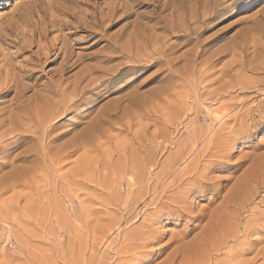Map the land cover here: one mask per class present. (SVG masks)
<instances>
[{
  "label": "rangeland",
  "instance_id": "obj_1",
  "mask_svg": "<svg viewBox=\"0 0 264 264\" xmlns=\"http://www.w3.org/2000/svg\"><path fill=\"white\" fill-rule=\"evenodd\" d=\"M179 1L0 0V87L13 84L10 81L11 74L17 75L22 83L36 84L21 99L15 96L14 91H0V121H3L0 131L10 125L7 124L9 119L21 115L22 111L30 115L24 119L25 123L29 126L34 124L35 117L31 111L44 94L42 88L57 77L62 54L42 63L36 59L38 56L35 51H41L49 43H55L59 48L64 38L68 51L72 53L70 62L76 61L77 64L72 73L87 64L115 66L125 59L111 54L109 45L112 41L119 38L117 42L122 43L134 27L162 25L157 21ZM216 1L187 2L198 7L199 11L203 10L204 3L217 10L210 26L200 36V44L206 53L196 58V63L200 65V60L213 50L231 46V42L237 41L246 43V64L249 60L251 62V58L254 63L256 58L254 60L253 57L255 54L258 56L259 52L264 58V50L261 49L264 47V3L261 0ZM118 6L128 11L123 13L121 9L108 20L106 15ZM90 20L100 21L101 25L96 26ZM53 21L55 26L51 24ZM84 22H90L89 29L79 28ZM157 32L165 33L162 30ZM30 39L35 43L28 46ZM38 40L41 47L36 44ZM182 42L180 40V44L172 48L164 59L165 62L166 58L172 61L169 66L176 77V81L167 88L169 92H159L171 77L164 78L169 74L164 61L155 64V73L149 76L145 74L147 68L152 66L150 64L133 72L124 70L98 95L87 94L86 97H90L85 100L88 101V108L79 107L67 114L50 134L52 137L57 136L54 144L65 143L79 134L96 112L117 106L118 118L100 136L102 138H98L102 143L91 145L92 150L88 146V153L80 149L62 159L54 155L53 148L43 156L39 155L43 158L39 157L40 161L25 163L32 165L33 170L24 181H5L8 183H5L7 188L0 192V264H134L133 258L139 257L142 252L145 253L143 258L139 257L142 259L136 264H147L148 261L151 264H264V235L261 234L264 226L259 222V218L264 216V179H261L264 176V136L241 149L235 159L225 165L230 170L211 173L204 166L207 154L212 151L217 140L215 138L232 127L230 122L241 116H253L264 107V70H249L242 73L244 76L239 75L240 79L244 77L250 87L241 90L235 87L216 96L215 89L222 86L225 80L227 84L232 79L235 81L233 75L241 66L238 68L233 63L229 73L235 72L232 77H218L219 68L230 59L229 54L212 67L201 68L195 63V68L190 70V55L186 54V50L194 45L190 42L189 45L181 46ZM109 56H113L111 60L103 61ZM182 65L187 66L188 72ZM12 69L18 71L17 74ZM25 73L30 75V79L24 77ZM185 73H188V77ZM156 76L159 79L151 84V79ZM128 113L133 116L128 117ZM216 113L224 114L221 123L214 119L218 116ZM126 120L131 122L128 124ZM193 132L197 134L194 137L200 135V138L192 146L189 144L192 143ZM37 135L39 132H36ZM206 135L212 140L207 142L209 137ZM34 141L22 142L19 147L9 144L6 148L11 145L16 151L5 159L22 164L16 155L29 145L32 147ZM207 146L211 149L201 153ZM138 148L140 151L149 149V152H154L150 154L143 150L140 154ZM90 150L93 152L90 153ZM187 151L190 156L186 154ZM174 156L175 159H172ZM135 158H139L136 159L138 163L149 158L153 164L147 165L142 174L136 176ZM154 158L157 159L154 161ZM44 159L50 160L46 162ZM194 165L201 177L208 178L206 185L217 186L208 189L205 186L201 191L200 195L204 197L206 194V199L199 204L195 215L178 214L168 227L153 224L154 206H158L165 197L171 199L169 194L177 190L178 181H183L190 173H196ZM134 171L137 172L135 176ZM126 175L134 179L130 177V181ZM241 175H245L249 181ZM240 179L245 182L241 183ZM211 215L213 226L205 227ZM194 238L201 241H195ZM189 246L191 250L187 251ZM131 258L134 263L130 261Z\"/></svg>",
  "mask_w": 264,
  "mask_h": 264
},
{
  "label": "bare ground",
  "instance_id": "obj_2",
  "mask_svg": "<svg viewBox=\"0 0 264 264\" xmlns=\"http://www.w3.org/2000/svg\"><path fill=\"white\" fill-rule=\"evenodd\" d=\"M118 1V0H117ZM196 1V0H195ZM216 1V0H214ZM219 1V0H218ZM188 0H181L179 1L176 6H174L170 12L161 17L157 23H162V25H155V26H140V27H134L132 29V31H130L127 34L126 39L122 42L119 43L117 42V40H113L112 43L109 45L110 47V51L111 54H114V56H118V57H122L123 59H125L122 62L117 63L115 66L112 67H105L102 65H83L81 66L77 71H75L74 73H72L73 69L77 66L76 61H72L71 60V56L72 53L68 51V47L65 44V39L62 38V45L57 48L55 43H49L47 44L44 49H42L41 51H35V54L38 56L36 57V59L38 61L43 62H47V61H52L53 59H56L59 55H61V61L59 64V70L56 71L57 73V77L55 78L54 81L50 82V85H47L45 87L42 88V90L44 91V94H42L40 96V98L38 99L35 109L32 112V115H34L35 117V123L34 124H29L25 123V118L30 116L28 114V112H23L20 114L16 115V118L14 119H9L7 124L8 125L4 130L0 131V149H7L6 147L9 144H12L13 146L19 147L20 144L23 142V144H25L26 142H33L34 140H36V142L34 141V144L32 143V147H26L25 149H22L18 155L19 156L17 158H19L21 160L22 164H14V161L11 160H6L5 158H0V192L4 189L7 188L6 184H8L5 181H24L26 178V175L28 173H30L33 170V166L29 165V164H25L27 162H30L32 160H39L40 156H43L44 154H46L49 150H52L53 148L55 149L54 151V155L59 157L60 159H62V157L67 158L66 156H69L72 153H75L76 151L80 150V149H84L83 151L86 153L87 149H89V147L91 145H94L96 143H100L98 141L102 138H100V136H103L102 134L105 132V130L108 127H111L113 120L118 118V114L119 111L117 110V106H112L109 107L108 109H106L105 111H101L99 113L94 112V116H91L90 119L84 124L85 126L82 128L81 132H79V134H75V136H73L72 138H70L68 141H66L65 143H60V144H54V140L56 139V137H52L50 136L51 132L53 131V129L55 130V128L60 125L62 123V121L65 119V116L67 114H70L72 111L78 109L79 107H83L88 108L87 107V102H85V100L90 99V94H94V95H98L102 90H104L106 88V86L108 85V83L115 79V77H117L120 73H122L124 70L127 71H137V69L141 66H145L146 64H157L160 62H163L168 66L167 71L169 72V74H167V76L165 75V77L171 76L170 81H168L166 83V86H161L160 91L162 94L163 91L166 93L167 88L170 87L171 83L173 84L174 81H176V77L174 75H172L174 73V71L172 72V70L170 69V62H172L171 60H167L166 58V62H165V57L167 55V53L169 54L170 51H172V48H174L177 44H180V40H182L183 42L181 43V46L184 45H189L190 42H193V47H190L189 49L186 50V54L190 55V59L188 60V65H189V69L193 70L195 68V63H196V58L203 56L206 53V50H204L203 46L200 44V36L201 34L207 30V28L210 26V22L211 20L216 16L217 14V10L215 11V9L212 6H208V4L204 3L203 6V10L201 9V11H199L198 7H196L195 5H188ZM191 2V0H190ZM125 3V1L123 2ZM217 3V1H216ZM139 4H143L142 2H139ZM202 4V3H201ZM210 4V3H209ZM217 5V4H215ZM214 5V6H215ZM127 7V5H124ZM123 6V7H124ZM130 6V5H129ZM172 6V5H171ZM217 7V6H216ZM114 8V7H113ZM129 8V7H128ZM222 8V7H221ZM226 8V7H225ZM111 10V8H109ZM123 10L122 12L125 13L126 11H128L127 9H123L121 6L118 8L116 7L115 9H113L110 14L106 15L108 16V20H111L115 14H117V12L119 10ZM156 9V8H155ZM154 9V11H155ZM217 9V8H216ZM219 9V8H218ZM220 10V9H219ZM218 10V12H220ZM222 10V9H221ZM125 11V12H124ZM163 11V10H162ZM94 13V12H93ZM97 13V12H96ZM100 13V12H99ZM219 14V13H218ZM103 16V17H106ZM91 17V16H90ZM264 17V16H263ZM96 18V17H95ZM92 19V17H91ZM107 19V18H106ZM93 20V19H92ZM38 22V21H37ZM93 22L94 25L99 26L101 25L100 21H91ZM89 22V23H90ZM33 23V22H32ZM35 23V22H34ZM42 23V22H41ZM89 23L88 22H84L82 25H79L80 29H89ZM261 23V22H260ZM52 25H54V21L51 23ZM65 24V23H64ZM103 24V23H102ZM45 25V24H44ZM71 25V24H70ZM33 26V25H32ZM41 26V25H40ZM51 26V25H50ZM55 26V25H54ZM64 26V25H62ZM67 26V25H66ZM39 27V26H38ZM37 27V28H38ZM53 27V26H52ZM61 28V27H60ZM92 29V28H91ZM30 31V29H28ZM158 30H162L165 33H158ZM34 31V30H33ZM39 31V30H38ZM42 31V30H41ZM40 31V32H41ZM28 32V31H27ZM26 32V33H27ZM36 32V31H34ZM18 33V32H17ZM33 33V32H32ZM94 33V32H93ZM16 34V33H14ZM33 35V34H32ZM36 35V34H35ZM48 35V34H47ZM248 35V34H247ZM41 36V33L39 34V38ZM58 36V35H56ZM246 36V35H245ZM33 37V36H32ZM19 38V37H18ZM17 38V39H18ZM37 38V37H36ZM57 38V37H54ZM245 38V37H244ZM243 38V40H244ZM58 39V38H57ZM67 39V38H66ZM264 38H262L263 40ZM59 40V39H58ZM248 40V39H247ZM250 40V39H249ZM242 41V40H241ZM11 42V41H10ZM16 42V41H15ZM21 42V41H20ZM46 42V41H45ZM51 42V41H50ZM247 42V41H246ZM253 38H252V43H253ZM259 42V40H258ZM260 42L261 41V37H260ZM35 41L30 39L28 41V46L30 44H34ZM44 43V42H42ZM17 44V43H16ZM36 44H38L39 47L40 46V40H38V42H36ZM192 44V43H191ZM230 44V43H229ZM251 44V42H250ZM258 44V43H257ZM263 44V43H260ZM19 45V44H17ZM226 45V44H225ZM231 46H222L217 48L216 50H213L212 52H210L209 54H207L205 57L202 58V60H200V65L201 68H209L212 67L214 65H216V63H218L224 56L226 55H230V59L229 61H227L226 63H224L222 65V68H219L221 70H219L218 72H220V76L218 77H222L225 76L227 77V75H229L230 77H232L231 75L233 74H229L231 69H232V64L235 63L236 67L241 66L239 71L234 74L233 76L236 78L234 79L235 81L230 80V77L228 78V80H230L231 82H229V84H227V80L223 81L224 84H222V86L220 85V87H218L217 89H215V94L214 95H220L222 93H226L228 92V89H233L235 87H239V89L241 90V88H245L246 87H250L247 86L246 82L244 81V77H242L241 79L239 78V75L242 73H247V71H255L257 69H262L264 70V58L263 55H261L262 53H258V56H256L257 54H255L256 60L258 61L257 63L254 61V63L252 62V58H251V62L247 60L246 62H244V49H245V45L246 43L244 42H240L237 41L235 42H231L230 44ZM31 46V45H30ZM43 46V45H42ZM255 47V45H253ZM261 46V45H259ZM264 46V44H263ZM19 47V46H18ZM22 47V45H21ZM38 47V48H39ZM252 47V46H251ZM24 48V47H23ZM264 47H261V49ZM37 49V48H36ZM58 49V52H55V50ZM257 49V48H256ZM174 50V49H173ZM246 50V49H245ZM255 50V48H254ZM253 50V53H255ZM176 51V50H175ZM259 51V50H257ZM264 52V51H263ZM188 55V56H189ZM54 56V57H53ZM183 56V55H181ZM246 56V55H245ZM33 57V56H32ZM113 56H109L106 57L103 61H108L111 60L110 58H112ZM168 57V56H167ZM180 57V56H179ZM252 57V56H251ZM258 57V58H257ZM35 59V58H33ZM186 59V58H185ZM259 59V60H258ZM33 61V60H32ZM187 63V62H186ZM162 64V63H161ZM185 65V63L183 64ZM182 65V66H183ZM187 65V64H186ZM163 66V65H162ZM198 66V67H199ZM15 67V66H14ZM187 66H183V68H186ZM3 68V66H2ZM17 68V67H16ZM200 68V69H201ZM239 68V67H238ZM10 69V67H9ZM27 69V68H26ZM25 69V70H26ZM29 69V68H28ZM31 69V68H30ZM182 69V68H181ZM187 69V70H186ZM184 70H186V72H188V68H186ZM11 70V69H10ZM9 70V71H10ZM13 70V69H12ZM19 70V68H18ZM21 70V69H20ZM202 70V69H201ZM262 70H257V71H262ZM2 71V70H1ZM16 72L15 69L13 70ZM36 71V70H35ZM178 71V70H177ZM8 72V70L6 71ZM28 73V72H27ZM27 73H25L24 77L25 78H29L30 79V75H28ZM31 73V72H30ZM69 73H72L70 75H68ZM176 73V72H175ZM181 73V72H180ZM202 73V72H201ZM186 75L188 73H185ZM6 75V74H5ZM9 75V74H8ZM20 74H18L19 76ZM32 75V74H31ZM55 75V74H54ZM180 75V74H179ZM243 75V74H242ZM183 76V75H182ZM182 76L180 78H182ZM244 76V75H243ZM22 77V78H24ZM188 77V75H187ZM233 77V78H234ZM177 78H179L177 76ZM239 78V79H237ZM186 79V78H184ZM219 79V80H221ZM11 82H13L12 85L7 86L6 84H3L2 87H0V91H2V93H6V92H10V91H14L15 92V96L19 97V99H21L24 94L33 89V87L36 85L35 83L32 84H27V83H22L17 75L15 74H11ZM1 82V81H0ZM25 82V81H24ZM221 82V81H220ZM176 84V83H175ZM252 84V83H251ZM250 85V84H249ZM108 87V86H107ZM171 89V88H169ZM169 92V91H167ZM220 92V93H219ZM1 94V93H0ZM89 94L88 97H86V95ZM160 95V94H159ZM213 95V96H214ZM215 96V97H216ZM93 98V97H92ZM153 98V96H152ZM96 99V98H95ZM217 99V98H216ZM151 100V99H149ZM147 100V101H149ZM109 103V102H108ZM89 104V103H88ZM107 106V105H106ZM223 106V105H221ZM103 107V106H102ZM101 107V108H102ZM99 108V109H101ZM104 108V107H103ZM117 110V111H116ZM28 111V109H27ZM98 111V110H97ZM100 111V110H99ZM133 111H135L133 109ZM137 112V110H136ZM217 112V111H216ZM138 113V112H137ZM248 113V112H247ZM133 114H135L133 112ZM133 114L128 113V117L129 115H131V117L133 116ZM215 114V113H214ZM217 114V113H216ZM125 115V114H124ZM218 115V114H217ZM224 115V114H223ZM223 115H218L216 116L217 118H214L216 120H218V123H221V121L223 120L224 116ZM249 115V114H248ZM123 117V116H122ZM250 117V116H249ZM127 118V117H126ZM227 118V117H226ZM232 118V117H231ZM6 120V119H5ZM123 120V119H122ZM235 120V118H234ZM125 122H128L127 120ZM131 121L128 122V124ZM217 122V121H216ZM224 122V121H223ZM3 121H0V129L2 127ZM226 123V122H224ZM223 123V124H224ZM117 124V123H116ZM126 123V125H128ZM121 125V124H120ZM226 125V124H225ZM114 126V125H113ZM130 126V125H129ZM224 126V125H223ZM229 127V126H228ZM60 128V127H59ZM128 128V127H127ZM218 129V128H217ZM223 129V128H222ZM108 131V130H107ZM110 131V130H109ZM212 131V130H211ZM36 132H39V135H36ZM55 134V133H54ZM192 134V133H191ZM195 133L193 132L192 136ZM221 134V133H220ZM197 135V134H195ZM216 135V134H215ZM191 136V135H190ZM207 136V135H206ZM211 136V135H210ZM214 136V135H213ZM52 137V138H50ZM204 137V136H203ZM209 137V136H207ZM200 138V135L197 137H192L191 138V144L189 145H194L196 140ZM205 139V138H204ZM217 138H215L216 140ZM97 140V141H96ZM212 139L209 137L207 139L208 141H211ZM214 140V141H215ZM57 141V140H56ZM199 141V140H198ZM202 141V140H201ZM188 142V141H187ZM190 142V141H189ZM204 142V141H203ZM57 143V142H56ZM102 143V142H101ZM206 143V142H205ZM210 143V142H209ZM213 143V142H212ZM22 144V146H23ZM159 144V143H157ZM161 144V143H160ZM159 144V145H160ZM211 144V143H210ZM97 145V144H96ZM185 145V144H184ZM187 145V143H186ZM188 145V146H189ZM207 145V144H206ZM214 145V144H213ZM11 146V145H10ZM89 146V147H88ZM93 146V147H94ZM100 146V145H98ZM138 146V145H137ZM143 146V145H142ZM165 146V145H164ZM25 147V146H24ZM139 147V146H138ZM156 147V146H155ZM184 147V146H183ZM186 147V146H185ZM190 147V146H189ZM195 147V146H194ZM193 147V148H194ZM211 147V146H210ZM213 147V146H212ZM23 148V147H22ZM87 148V149H86ZM92 147H90L91 149ZM98 148V147H97ZM166 148V146H165ZM21 149V148H20ZM96 149V147H95ZM93 148V151L95 150ZM137 149V148H136ZM140 148H138L139 150ZM157 149V148H156ZM185 149V148H184ZM200 149V148H199ZM198 149V151H199ZM206 149H211L209 148V146H207L206 148H204L202 150L201 153H203ZM44 150V151H43ZM87 150V151H86ZM92 150V149H91ZM90 150V153H92L93 151ZM144 151L147 149H143ZM141 150V151H143ZM43 151V153H41ZM97 151V150H96ZM140 151V150H139ZM140 151V154L142 153ZM149 152V149L147 150ZM186 151V149H185ZM183 151V152H185ZM193 151V150H192ZM191 151V153H192ZM151 152V151H150ZM149 152V153H150ZM154 152V151H152ZM151 152V153H152ZM176 155L177 154V151ZM180 152V151H179ZM178 152V153H179ZM83 153V152H82ZM88 153V152H87ZM150 153V154H151ZM156 153V152H155ZM189 151H187V155H188ZM194 153V152H193ZM144 154V153H143ZM206 154V153H205ZM40 155V156H39ZM156 155V154H155ZM181 155V154H179ZM185 155V154H183ZM197 155V154H196ZM208 155V154H207ZM215 155V154H214ZM72 156V155H71ZM146 156V155H145ZM152 156V155H151ZM173 156V155H172ZM182 156V155H181ZM186 156V155H185ZM190 156V154L188 155ZM202 156V155H201ZM13 157V156H12ZM11 157V158H12ZM45 157V156H44ZM70 157V156H69ZM89 157V156H88ZM147 157H150L147 156ZM156 157V156H154ZM178 158H180V156H177ZM183 157V156H182ZM198 159V156H196ZM200 157V156H199ZM203 157V156H202ZM10 158V159H11ZM16 158V157H13ZM32 158V159H31ZM59 158L57 159V162L59 160ZM64 158V159H65ZM87 158V157H86ZM142 158V155H141ZM152 158V157H151ZM205 158V157H204ZM31 159V160H30ZM40 159H43L40 157ZM63 159V160H64ZM117 159V158H116ZM136 159L139 158H135ZM144 159V158H143ZM157 158H154V161ZM175 159V156L174 158ZM185 159V158H184ZM193 159V158H192ZM195 159V158H194ZM45 160V159H44ZM50 160V159H49ZM47 160V161H49ZM62 160V161H63ZM86 160V159H85ZM119 160V159H118ZM153 160V159H151ZM183 160V158H182ZM40 161V160H39ZM46 161V160H45ZM43 161V162H45ZM46 161V162H47ZM61 161V160H60ZM139 161V160H138ZM157 161V160H156ZM178 161V160H176ZM181 160L179 159L178 162H180ZM193 161V160H192ZM42 162V160H41ZM54 163V160L52 161ZM51 162V164H52ZM118 162V161H117ZM137 162V161H136ZM136 162H132V163H136ZM153 161H150L149 158L145 159V161L141 160L140 163L137 162V172L138 175H136L135 171L133 174V176H139L142 174V171L147 168V165H150V163H152ZM168 162V161H167ZM173 162V160H172ZM196 162V161H195ZM32 163V162H31ZM116 163V162H115ZM119 163V162H118ZM171 164V162H168ZM167 163V164H168ZM177 164V162H175ZM173 163V164H175ZM198 163V162H197ZM35 164V163H34ZM39 164V163H38ZM36 164V165H38ZM44 164V163H43ZM50 164V163H49ZM153 164V163H152ZM151 164V165H152ZM169 164V165H170ZM186 164V163H185ZM190 164V163H189ZM105 165V164H104ZM172 165V164H171ZM171 165L169 167H171ZM193 164H191L192 166ZM58 166V165H57ZM131 166V165H130ZM252 166H254L252 164ZM6 167H8L7 170H4ZM153 166H151L152 168ZM173 167V165H172ZM185 167V166H184ZM121 168V167H120ZM128 168V167H127ZM149 168V167H148ZM189 168V167H188ZM250 168V167H249ZM126 169V168H125ZM131 169V168H130ZM129 169V170H130ZM150 169V168H149ZM197 169V170H196ZM195 169V165L193 170H196V172L198 171V168ZM118 170V169H117ZM148 170V169H147ZM146 170V171H147ZM186 170V169H184ZM183 170V172H184ZM191 170V169H190ZM123 171V170H122ZM121 171V172H122ZM144 171V172H146ZM124 172H126V170H124ZM131 172V171H130ZM151 172V171H150ZM194 172V171H193ZM129 173V171H128ZM127 173V174H128ZM149 173V170H148ZM185 173V172H184ZM189 173V172H186ZM252 173V172H251ZM131 174V173H130ZM191 174V173H190ZM186 175V176H190ZM204 174V173H203ZM247 174V173H246ZM147 175V174H146ZM178 175V174H177ZM183 175V174H182ZM251 175V174H250ZM128 176V175H126ZM131 175L128 176V179L130 177H133ZM143 176V175H142ZM202 176V175H200ZM242 176V175H241ZM121 177V176H120ZM125 177V176H124ZM177 177V176H176ZM183 177V176H182ZM185 177V176H184ZM204 177V176H203ZM242 177H246L245 175ZM251 177H253L251 175ZM250 177V178H251ZM255 177V176H254ZM110 178V177H109ZM127 178V177H126ZM180 177H177V179ZM189 177H185V179L183 181H178L179 185L177 184L175 188L181 189L182 187H186V181L188 180ZM123 179V178H122ZM134 179V177H133ZM148 179V178H147ZM146 179V180H147ZM208 179V178H207ZM246 179L248 180L249 178L246 177ZM127 181V179H125ZM241 180V179H240ZM244 180V179H243ZM122 181V180H121ZM129 181V180H128ZM131 181V178H130ZM249 181V180H248ZM134 182V181H133ZM175 182V181H174ZM245 182L241 180V183ZM6 183V184H5ZM208 183V182H207ZM134 185V184H133ZM242 185V184H241ZM217 185H213V184H207L206 188H210V187H216ZM9 187V186H8ZM242 187V186H241ZM240 187V188H241ZM212 189V188H211ZM9 190V189H8ZM215 190V189H214ZM5 191V190H4ZM3 192V191H2ZM218 192V191H217ZM201 194V193H200ZM215 194V193H214ZM234 194V193H233ZM170 195V194H169ZM212 196V195H211ZM215 196V195H214ZM214 199V198H212ZM212 201V200H211ZM212 215L210 216L209 220H208V224H205L206 226H213L214 221H212ZM216 218V217H215ZM214 218V219H215ZM197 238H194L193 240L196 241ZM199 240V238L197 239V241ZM192 241V242H195ZM201 241V240H199ZM145 245V244H144ZM188 245V244H186ZM185 245V246H186ZM193 245V246H192ZM190 246L194 247L195 245L192 244ZM187 248V251L191 248V247ZM144 247V246H143ZM142 247V248H143ZM146 247V246H145ZM144 247V248H145ZM187 247V246H186ZM141 248V249H142ZM185 248V247H183ZM195 250H197L196 246L194 247ZM137 249V248H136ZM138 250V249H137ZM143 250V249H142ZM141 250V251H142ZM147 250V249H146ZM185 250V249H184ZM191 250V249H190ZM194 250V251H195ZM140 251V250H139ZM138 251V252H139ZM180 251V250H178ZM146 252V251H145ZM177 252V251H176ZM175 252V254H176ZM186 252V251H184ZM190 252V251H189ZM196 252V251H195ZM192 251V253H195ZM135 253V252H134ZM143 253L139 254V257L143 256ZM182 253V252H181ZM180 253V254H181ZM137 254V253H136ZM145 254V253H144ZM147 254V253H146ZM135 255V254H134ZM138 255V254H137ZM136 255V256H137ZM178 255V253L176 254ZM131 256V255H130ZM175 256V255H174ZM132 257V256H131ZM139 257L137 258H133L135 260V263L133 261V259L131 258L130 261H132L134 264L138 263L139 260H141ZM175 259V258H174ZM172 261V260H171ZM132 264V263H131Z\"/></svg>",
  "mask_w": 264,
  "mask_h": 264
},
{
  "label": "snow or ice",
  "instance_id": "obj_3",
  "mask_svg": "<svg viewBox=\"0 0 264 264\" xmlns=\"http://www.w3.org/2000/svg\"><path fill=\"white\" fill-rule=\"evenodd\" d=\"M264 3V0H261ZM156 65L153 64L147 68L145 76L154 74ZM159 76L151 79L150 83L155 84ZM147 86V85H146ZM232 127L228 128L225 133H222L213 145L212 151L204 161V166L211 173L227 171L225 165L235 159V156L240 153L246 145L250 146L261 137L264 136V107L259 113L250 117H239L236 121L230 122ZM16 151L15 147L9 146L6 150L0 149V158H7ZM215 153V155H213ZM264 179V176L261 177ZM207 177H201L198 172L191 173L186 181V187L178 190H173L170 193L171 199L165 197L158 206H154L152 223L155 225L171 226L174 223V218L179 214L195 215L197 208L203 200L206 199L200 195L205 188ZM259 182V181H257ZM259 222L264 226V216L259 218ZM264 235V232L261 233ZM147 264H151L148 261Z\"/></svg>",
  "mask_w": 264,
  "mask_h": 264
}]
</instances>
